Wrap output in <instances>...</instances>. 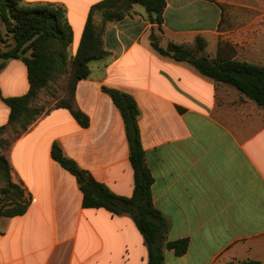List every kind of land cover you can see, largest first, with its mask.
<instances>
[{
  "label": "crops",
  "instance_id": "crops-1",
  "mask_svg": "<svg viewBox=\"0 0 264 264\" xmlns=\"http://www.w3.org/2000/svg\"><path fill=\"white\" fill-rule=\"evenodd\" d=\"M100 1L22 3L64 10L73 56L88 11ZM165 2L160 26L140 5L106 25L108 57L89 63L90 74L77 82L74 94L86 127L55 106L11 139L4 155L29 205L23 215L0 218V264H147V248L131 217L84 208L76 178L51 156L57 144L112 193L132 195L124 121L105 89L134 99L153 177L152 203L169 224L167 239L189 241L183 256L164 250L163 264H264V108L190 64L160 55L150 42L153 34L162 48L173 42L194 50L201 37L210 59L220 45L222 54L226 42L232 59L264 66V0ZM28 89L22 59H0L1 96H22ZM9 114L0 97V127Z\"/></svg>",
  "mask_w": 264,
  "mask_h": 264
},
{
  "label": "trees",
  "instance_id": "trees-1",
  "mask_svg": "<svg viewBox=\"0 0 264 264\" xmlns=\"http://www.w3.org/2000/svg\"><path fill=\"white\" fill-rule=\"evenodd\" d=\"M134 5L145 9L150 22L158 26L162 24L165 0H101L90 7L77 50L70 56L72 29L62 8L53 5L27 6L22 0H0V25L12 42L6 50L0 49V59H22L29 84L27 93L22 96L4 98L0 94L10 109L7 124L0 127V218L23 215L29 205L24 199L23 190L11 180L10 165L2 153L6 145L5 136L10 133L13 138L18 137L38 119L42 114L37 106L39 96L45 91L50 93L51 85L63 76L64 96L56 107L68 109L82 127L88 125L87 116L75 105L77 82L89 76L90 62L108 57L102 39L106 25L123 20ZM150 42L160 55L190 64L201 75L235 88L242 96L264 108V66L232 59L227 55L226 42L221 43L224 44L222 54L220 45L213 59L203 54L205 41L201 37L195 39L194 50L173 42L162 48L153 34ZM105 91L111 96L124 121L133 171L132 195L120 197L112 193L64 156L57 144L52 146L51 156L76 178L84 208H103L112 215L126 214L131 217L147 248V264H163L164 250L173 251L176 257L183 256L189 241L167 239L169 224L152 203L153 177L145 164L140 142L137 105L127 93L114 89ZM230 264L261 263L247 259Z\"/></svg>",
  "mask_w": 264,
  "mask_h": 264
},
{
  "label": "rangeland",
  "instance_id": "rangeland-1",
  "mask_svg": "<svg viewBox=\"0 0 264 264\" xmlns=\"http://www.w3.org/2000/svg\"><path fill=\"white\" fill-rule=\"evenodd\" d=\"M167 17H169V15H167ZM236 19H238V18H235L234 20H236ZM243 19H244L243 17L239 18V20H243ZM0 31H1L0 49L2 51H4V50H6V48L9 44H12V42H11L10 37L5 34V30L3 27H1V25H0ZM157 40H158V37H157ZM64 78H65V76H63L59 81H56L54 84L51 85L50 93H47L45 91V92L41 93V95L39 96V100L37 101V106L42 111V113H44V112L50 110L51 108L55 107L56 105L60 104V102L64 96V92L62 91V88L64 87ZM5 138H6L5 139L6 145L2 150L3 154L7 150V147L10 144L11 139L13 137L10 135V133H7Z\"/></svg>",
  "mask_w": 264,
  "mask_h": 264
}]
</instances>
